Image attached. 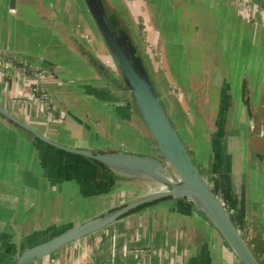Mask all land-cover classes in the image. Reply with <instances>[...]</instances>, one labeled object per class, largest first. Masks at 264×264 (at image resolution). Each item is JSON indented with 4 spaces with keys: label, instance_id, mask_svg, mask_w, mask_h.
<instances>
[{
    "label": "crops",
    "instance_id": "0c3cea01",
    "mask_svg": "<svg viewBox=\"0 0 264 264\" xmlns=\"http://www.w3.org/2000/svg\"><path fill=\"white\" fill-rule=\"evenodd\" d=\"M10 1L0 0V99L14 113L60 141L101 149L151 153L152 145L144 135L139 117L125 107L122 95L96 72L73 40L82 42L103 64L110 63L104 44L96 31L94 33L83 2L14 0L11 5ZM145 1L146 15L150 19L147 22V42L154 45L160 58L156 60L152 49H147V46H142L140 51L167 113L179 114L187 105V96L174 101L166 96V65L169 67L171 62L166 55V38L160 39V29H166L163 8L171 9L173 2L183 9L192 0H164L166 4L163 7L158 4L160 0ZM242 1L245 2V9L239 11L236 0H194V11L197 12L199 2L203 3V8L213 12L212 17L219 25L217 36L222 34L220 26L224 29L225 23L228 33L233 35L239 29L238 23L244 22L249 5L254 15L257 14L259 19L263 17L264 0ZM186 12L189 15L188 10ZM246 34L249 39L244 48L250 54L243 55L242 63L245 66H264L261 62L264 48L254 39L260 31L249 29ZM208 40L212 42V39ZM28 57L40 61L41 69L29 62ZM237 61L238 58L235 63ZM26 64H31L42 74L39 82L47 94V104L53 111L51 115H48L47 104L32 93V75L19 69L20 65ZM172 70H168V81L174 82ZM245 75L239 88L242 89V107L248 115L247 121H252L249 127L253 128L242 146L249 150L247 161L251 159L264 165V108L261 110L262 103L264 106V84L254 91L251 81H257L250 77L249 72ZM193 80V88H197L195 103L198 105L206 86L201 85V80ZM219 81L226 82L227 79ZM219 86L216 98L210 100V111H202L208 115L213 127L202 124L199 119V127L205 131L211 156L217 115L225 98L230 100L233 96L231 90H234L233 86L228 91L224 84ZM205 100L209 101V97L206 96ZM229 107L230 103L226 113ZM197 111L196 108L198 114ZM52 113L63 115L62 123L46 122L45 117L52 118ZM232 122L235 124L234 120ZM229 129L225 123L223 145L231 146L232 142H224ZM233 129V132L237 130ZM177 130L180 133L178 127ZM251 133L256 135L253 137ZM205 160L202 162L204 168ZM209 168L213 173L214 164ZM88 180L70 168L67 162L52 152L40 150L33 141L0 119V264H6L30 235H37L32 238L36 241L46 228L73 222L99 211H89L92 202H97V205L108 203L110 199L103 193L108 189L95 187ZM262 182L264 195V173ZM220 183L221 187L217 188L219 196L224 202H234V209H230L233 217L239 225H244L245 221L235 212V195H238L229 187L227 179L221 178ZM130 185L137 187L138 191L142 189L138 183ZM249 187L251 204V192L254 193L255 188L250 178ZM261 202L255 208L251 204L247 214L246 221L254 227L259 221L258 213L264 210V202ZM251 210L257 215L254 216ZM260 237L264 239V235ZM51 259L56 264H240L204 214L194 207H181L176 201L143 209L98 233L58 249L34 264H44Z\"/></svg>",
    "mask_w": 264,
    "mask_h": 264
},
{
    "label": "water",
    "instance_id": "95a60500",
    "mask_svg": "<svg viewBox=\"0 0 264 264\" xmlns=\"http://www.w3.org/2000/svg\"><path fill=\"white\" fill-rule=\"evenodd\" d=\"M13 1H10L11 5ZM81 1L109 54L110 63L103 64L82 42L73 40L96 72L122 95L125 107L139 117L144 135L157 153L101 149L60 141L14 113L0 99V119L3 122L33 141L40 150L52 152L67 162L95 187L114 189L118 196V192L125 188L130 191L128 186L131 183L142 186L139 191L131 190L128 198L116 200L115 195L108 196L109 203L93 214L42 230L36 241L32 238L37 235H30L28 240L34 242L27 246L24 243L6 264H34L58 249L98 233L143 209L173 201L181 207H194L202 212L240 264H260L230 208L217 192L221 187L218 185L221 171L227 172L231 162L226 145H223L229 101L225 99L220 107L217 129L212 133L214 168L209 180L194 164L184 139L172 124L135 36L115 5L110 0ZM26 59L41 69L40 61L30 57Z\"/></svg>",
    "mask_w": 264,
    "mask_h": 264
},
{
    "label": "rangeland",
    "instance_id": "374dc122",
    "mask_svg": "<svg viewBox=\"0 0 264 264\" xmlns=\"http://www.w3.org/2000/svg\"><path fill=\"white\" fill-rule=\"evenodd\" d=\"M110 2L115 5L127 27L134 34L139 49H142V46L143 48H146L147 46V49H152V55L156 60L157 58H160L158 55L159 52L154 47V45L150 42H147V35L149 34L147 32L149 27L147 22H149L150 19H148V16L146 15V1L110 0ZM148 3L149 2H147V4ZM158 4L163 7V5L166 3H164V0H160ZM236 4L239 8V11L245 7V2L242 0H236ZM171 5H173V9L171 8L168 10L163 8L166 18V29H160V39L162 40L166 38V55H169V61L171 62L169 67L166 65V96H170L174 101L177 98L186 95L188 102L186 107L180 110L179 114H174L170 111L169 116L174 123V126L176 125L179 128L180 133L182 134L192 153V156L197 162L200 163L202 158L206 159L204 162L206 164L205 168H208L210 165L208 160L209 143L207 140H205V131L200 130L199 117L203 116L202 111H210V100L217 96L216 89L220 87L219 85L223 87L224 84L227 91L231 90L233 86V94L236 96L235 106L233 107L234 115L236 117V126L234 128L237 130L234 131L235 133H230L228 137L232 136L234 141H236L237 135H239L238 137H240L241 142L237 148L236 146L233 147V145H231V149L228 148L226 150V153L229 156H237V160L233 163L230 162V167L227 172L224 170L221 171L223 176H221V178L227 179L229 187L238 195H235V212L242 219V221H245L244 225L240 224L239 226L241 227L242 233L245 234L247 240L252 243L250 246H252L256 251L255 254L258 260L264 263V239L262 237L257 238L255 227L246 222L247 214L249 208H251V204H253V208H255L256 205H261V201L264 202V195L262 194V177L264 173V165L258 162L260 165L259 166L256 162H254V160L251 159L250 161H247L249 150L242 146L246 139V134L248 133V131L246 133L248 121L245 109L242 107V89L241 87L239 88L241 81H244L246 78L245 72H249L250 77L257 81H251V89L254 91L259 90L260 84H264L263 65L245 66L242 63L244 56H248L250 54V51L244 48L249 39V35L246 34V31L249 29L254 32L260 31V35L257 34L254 39L257 42H260L264 48V13H261V16L263 15V17L262 19H259L257 14L254 15V12H251V7L249 5V7L246 9L247 14H243L245 16L244 22L238 23L239 29L237 28V32H235V34L231 35V33H228L227 24L225 23L223 24L224 29L220 26L222 34H218L217 36L219 25L212 17L213 12L203 8V3L199 2L197 12L194 11V0H192L190 3H187V6H185L183 9H180L182 8L181 6L180 8H177L173 2ZM175 9L177 10L171 12ZM186 10H188L189 15L187 14ZM180 14H182L183 17ZM93 29L95 33L96 29ZM208 39H212L213 45ZM254 41H252V43H254ZM106 53L108 54L107 50ZM236 58H238V61L235 63ZM261 62L264 64V59H262ZM169 68H173L172 71H174L175 74L174 82L168 81ZM259 71L261 78L258 77ZM199 75L201 78H199L198 81L202 80L203 84L206 86V89H203V91L205 90L203 92V98L197 105L195 103V93L197 94V88H193V79H196V77ZM222 78H226L227 81H219ZM201 91L202 89H200V92ZM206 96L209 97V101L205 100ZM205 101L207 102L205 103ZM195 108H197L198 114L195 112ZM263 108L264 106L262 103L261 110H263ZM169 109L170 108H168V110ZM177 111H179V109H177L176 112ZM57 115L58 116H55V119H52L54 117H45L46 122L53 121L54 123H62L64 116L60 113ZM204 116L206 117L205 113ZM261 129L263 130L262 127ZM249 130H252V127H250ZM205 142L206 144L204 145ZM232 149H235L238 152L237 155H235L236 152H234ZM249 178L252 186L255 188L254 193L251 192V204H249ZM222 184L224 183L222 182ZM222 184L219 181L218 185L221 186ZM128 189H130V191L132 190L130 186H128ZM125 190L127 189L125 188ZM125 190L118 192V196H115L116 200L128 198L132 194L129 190ZM238 199L239 201L237 202ZM96 203L97 202H92L91 208L89 210L91 213L97 211L98 209L104 208L105 203L107 202L99 205ZM225 203L230 209L234 207L233 201L228 200ZM251 211H253L254 216L257 215L256 211ZM29 242L31 243L34 241L31 239L26 241V246L30 244ZM228 255L230 254L228 253Z\"/></svg>",
    "mask_w": 264,
    "mask_h": 264
},
{
    "label": "flooded vegetation",
    "instance_id": "af4514ba",
    "mask_svg": "<svg viewBox=\"0 0 264 264\" xmlns=\"http://www.w3.org/2000/svg\"><path fill=\"white\" fill-rule=\"evenodd\" d=\"M169 3V2H168ZM170 4V3H169ZM175 6L177 7V8H180V5H178L177 3H175ZM172 9H173V7H172ZM180 9H182V8H180ZM177 9H175V10H172L171 12H174V11H176ZM181 16H182V14H180ZM183 17V16H182ZM199 78H201L200 77V75L199 76H197L196 77V80H199ZM203 84V82H202V80H201V85ZM231 91H234V90H231ZM235 100H236V96H235V94H233V96H231V99L230 100H228L229 101V103H230V107H229V111H228V113H227V115H226V119H225V123H226V127L229 129L228 131H229V134L230 133H234L233 132V128L236 126V123L235 124H232L233 122H232V120H231V118H230V116L232 117H234V122H236V117H235V115L233 114V115H231V112L233 111L234 112V106H235ZM165 107V106H164ZM49 109L51 110V105L49 104ZM166 109V108H165ZM166 112H167V110H166ZM168 114V113H167ZM52 115H54L53 117L55 118V116H56V114H54V113H52ZM246 115H247V113H246ZM168 116H169V114H168ZM169 118H170V116H169ZM217 118H218V115H217ZM247 118H248V115H247ZM249 119V118H248ZM170 120H171V118H170ZM171 122H172V120H171ZM252 122V121H251ZM251 122L248 120V126H246V127H248V129H246L247 131H248V133H247V131H246V139H247V137L249 136L248 134H249V128L251 127H249V125H251ZM250 123V124H249ZM172 124L174 125V123L172 122ZM235 125V126H234ZM253 128V127H252ZM236 129V128H235ZM180 134V133H179ZM228 134V135H229ZM239 135H237V138H236V141H234V138L231 136V137H228L227 136V139L226 140H224V142H232V145H233V147H235L236 146V148L240 145V142H241V140H240V137H238ZM182 137V136H181ZM183 138V137H182ZM185 145H186V147H187V149H188V151H189V153H190V155H191V157H192V160H193V162H194V164L197 166V168L199 169V171L200 172H202V173H204V174H206L207 175V178H209V176H210V173H211V169L209 168V170L207 169V168H204V166H203V164H202V160H204L203 158H202V160H201V163L200 162H197L196 161V159L192 156V153H191V151H190V149H189V147H188V145H187V143L185 142ZM231 149V147L230 146H228L227 144H226V149ZM232 150H234V152H236L235 153V155H237V151L235 150V149H232ZM210 151V150H209ZM151 153H154V154H156L157 153V150L154 148V147H152L151 148ZM201 155V154H200ZM201 157V156H200ZM211 157L213 158V156H211V152H209V158H208V160H209V163H210V165H209V167L211 166L212 167V163H213V159H211ZM237 156H232L231 157V162L233 163L234 161H236L237 159ZM207 160V161H208ZM64 165H66L65 163H64ZM205 170H207V171H205ZM130 187H132V190H134V191H138V188L137 187H135V186H133V185H130ZM133 187H135V188H133ZM118 191V190H117ZM104 194H106L107 196H110V195H113L114 193V195L116 196V194H117V192H114V189H108V190H106V192H103ZM111 197V196H110ZM110 199V198H109ZM206 217V216H205ZM207 218V217H206ZM247 223H248V221H246ZM246 223V224H247ZM211 224V223H210ZM249 224V223H248ZM216 231V230H215ZM217 232V231H216ZM218 233V232H217ZM242 235H243V237H244V239H245V241L247 242V244L249 245V247H250V249L252 250V252L254 253V255H255V257L257 258V256H256V254H255V250L253 249V247L252 246H250V244L252 245V243L249 241V240H247V238H246V236H245V234H243L242 233ZM264 235V234H263ZM40 236V235H39ZM258 236V235H257ZM256 236V237H257ZM258 238V237H257ZM235 256V255H234ZM259 256V255H258ZM236 257V256H235ZM258 259V258H257ZM259 261V260H258ZM259 263L260 264H262L260 261H259Z\"/></svg>",
    "mask_w": 264,
    "mask_h": 264
},
{
    "label": "built area",
    "instance_id": "2783aa9c",
    "mask_svg": "<svg viewBox=\"0 0 264 264\" xmlns=\"http://www.w3.org/2000/svg\"><path fill=\"white\" fill-rule=\"evenodd\" d=\"M19 69H21L23 72H26L27 70H32V72L30 71V74L32 75V78H33V86H32L33 92L32 93L37 96L39 101L47 104L48 103L47 94L43 90L39 82L40 78L42 77V74L37 70V68H34L31 64L20 65ZM47 110H50L49 104H47ZM49 114L51 115V110L49 111ZM44 264H56V263L53 259H51Z\"/></svg>",
    "mask_w": 264,
    "mask_h": 264
},
{
    "label": "trees",
    "instance_id": "16d2710c",
    "mask_svg": "<svg viewBox=\"0 0 264 264\" xmlns=\"http://www.w3.org/2000/svg\"><path fill=\"white\" fill-rule=\"evenodd\" d=\"M30 71L32 72V70H27L26 72H28V73H30ZM196 109V108H195ZM234 114V112L232 111L231 112V115H233ZM206 115V117L204 116V113H203V116H200L199 118L203 121V123L202 124H208L210 127H213V124L210 122V120H209V117H208V115L207 114H205ZM206 118V119H205ZM230 118H231V120H235L234 119V117L232 116H230ZM209 122V123H208ZM253 132V131H252ZM252 135H253V137L256 135V133H251ZM258 151V150H257ZM261 162V161H260ZM262 163V162H261ZM164 204V203H163ZM264 210L262 209V210H260V212L258 213V223L256 224V226H255V229H256V236L257 237H259L260 235L262 236L263 234H264ZM200 213H202V212H200ZM203 214V213H202ZM249 223V222H248Z\"/></svg>",
    "mask_w": 264,
    "mask_h": 264
},
{
    "label": "bare ground",
    "instance_id": "6f19581e",
    "mask_svg": "<svg viewBox=\"0 0 264 264\" xmlns=\"http://www.w3.org/2000/svg\"><path fill=\"white\" fill-rule=\"evenodd\" d=\"M238 264V263H237Z\"/></svg>",
    "mask_w": 264,
    "mask_h": 264
}]
</instances>
